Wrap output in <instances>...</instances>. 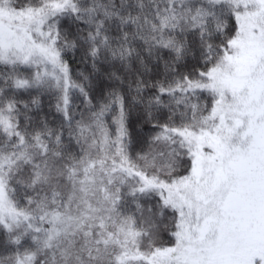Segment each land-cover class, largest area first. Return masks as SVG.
Wrapping results in <instances>:
<instances>
[{
    "label": "snow or ice",
    "instance_id": "6c2138e0",
    "mask_svg": "<svg viewBox=\"0 0 264 264\" xmlns=\"http://www.w3.org/2000/svg\"><path fill=\"white\" fill-rule=\"evenodd\" d=\"M0 264H264V0H0Z\"/></svg>",
    "mask_w": 264,
    "mask_h": 264
}]
</instances>
